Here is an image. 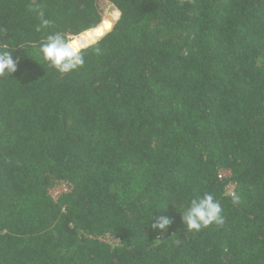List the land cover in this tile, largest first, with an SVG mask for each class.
I'll use <instances>...</instances> for the list:
<instances>
[{"label": "trees", "instance_id": "obj_1", "mask_svg": "<svg viewBox=\"0 0 264 264\" xmlns=\"http://www.w3.org/2000/svg\"><path fill=\"white\" fill-rule=\"evenodd\" d=\"M0 29L18 61L0 79V264H264V0H0ZM55 32L101 51L61 74L31 46ZM205 192L225 223L187 232Z\"/></svg>", "mask_w": 264, "mask_h": 264}, {"label": "clouds", "instance_id": "obj_2", "mask_svg": "<svg viewBox=\"0 0 264 264\" xmlns=\"http://www.w3.org/2000/svg\"><path fill=\"white\" fill-rule=\"evenodd\" d=\"M121 12L116 10L114 13L115 19H119ZM41 24L38 31L42 28H47L52 24V21L44 18V12H39ZM111 30V24L103 22L101 25L86 29L94 37L103 39L106 31ZM8 33L4 29H0V79L9 78L17 71L18 61L13 59L10 46H14L10 38L3 39L2 37ZM82 34L77 33L68 35L61 32H55L47 35L37 47L36 44L31 46L36 48L37 54L44 60L49 67L54 68L61 74H67L83 67L85 63V53L87 48H91L94 53H100L101 49L95 45L86 44L81 38ZM99 40H97V43ZM23 49V46L16 45ZM232 202L239 203L240 197L235 192H229ZM181 219L187 232H199L210 225L223 226L225 223L222 215V207L218 200L209 193L205 192L202 195L192 197L183 211L180 212ZM150 221H154L151 227L158 232H163L172 223L171 219L166 216L153 217L151 213ZM177 239L175 243L180 244Z\"/></svg>", "mask_w": 264, "mask_h": 264}, {"label": "rangeland", "instance_id": "obj_3", "mask_svg": "<svg viewBox=\"0 0 264 264\" xmlns=\"http://www.w3.org/2000/svg\"><path fill=\"white\" fill-rule=\"evenodd\" d=\"M90 40H91V37H90V39H89L88 41H86V42H90ZM226 173H227V172H226ZM60 190H62V187H61V186L54 188L52 192H53V194H56V193L59 192Z\"/></svg>", "mask_w": 264, "mask_h": 264}, {"label": "water", "instance_id": "obj_4", "mask_svg": "<svg viewBox=\"0 0 264 264\" xmlns=\"http://www.w3.org/2000/svg\"><path fill=\"white\" fill-rule=\"evenodd\" d=\"M96 38H91L90 42H85L86 44H90L95 41Z\"/></svg>", "mask_w": 264, "mask_h": 264}, {"label": "built area", "instance_id": "obj_5", "mask_svg": "<svg viewBox=\"0 0 264 264\" xmlns=\"http://www.w3.org/2000/svg\"><path fill=\"white\" fill-rule=\"evenodd\" d=\"M230 187H231L230 190H232L233 189V185H231Z\"/></svg>", "mask_w": 264, "mask_h": 264}]
</instances>
